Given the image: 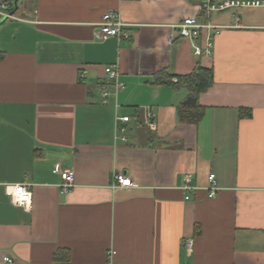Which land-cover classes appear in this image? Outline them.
<instances>
[{"label":"crops","instance_id":"crops-1","mask_svg":"<svg viewBox=\"0 0 264 264\" xmlns=\"http://www.w3.org/2000/svg\"><path fill=\"white\" fill-rule=\"evenodd\" d=\"M201 3L23 0L0 26V255L53 264L67 249L73 264H108L113 249L114 264H264V7L212 14L229 27L197 56L205 35L192 41L174 25L205 21ZM110 11L130 39L98 38ZM117 63L125 87L105 101ZM198 66L214 84L197 98L203 119L185 122L188 90L155 76ZM118 114L132 117L125 132ZM58 166L75 172L69 192ZM116 173L135 186L113 188ZM187 175L196 190L184 189ZM21 183L33 184L30 211L9 195Z\"/></svg>","mask_w":264,"mask_h":264},{"label":"built area","instance_id":"built-area-1","mask_svg":"<svg viewBox=\"0 0 264 264\" xmlns=\"http://www.w3.org/2000/svg\"><path fill=\"white\" fill-rule=\"evenodd\" d=\"M0 14L9 16V4L11 0H0ZM264 0H202L201 11L205 16L206 20L201 21L196 17L185 18L182 22L174 25V28L177 29L180 33V36L183 38L190 39L192 41L199 40L203 34L205 35V44L200 45L196 44L194 46V53L197 56L202 55H211L213 52V38L214 35L222 33V30L229 26L217 25L208 20L212 14L217 12H223L231 9H242V8H263ZM236 23H239V18H236ZM100 28L97 33L99 39H108L110 37L116 38H126L130 39L132 33L128 30L123 32L122 29L128 28L129 25L122 21L121 15L117 11L107 12L103 16L102 22L99 24ZM175 39L173 34L169 37V42L172 43ZM106 80L102 84L104 100L107 101V98L113 93L110 91L112 85L115 87V94L117 95L120 90L125 87V83L121 79L122 73L120 70L119 64H112L106 66ZM174 82H178L177 78H173ZM149 125L154 127V123L151 121L154 117L152 112H148ZM132 119L131 116L120 115L116 116V123L119 126L121 132L126 131L125 126H121L120 123H128ZM58 173L62 177V184L60 185L62 192H69L75 184V172L71 169H63L61 166L57 167ZM113 188H128L135 186V183L130 177L125 174H114ZM210 186L209 197L215 198L217 191L220 189L217 185L215 174L209 176ZM193 176H185V185L184 189L187 191L196 190V186L192 184ZM9 195L12 202L15 205L23 207L25 210H32L33 205V184L31 183H21V184H12L9 185ZM186 199H190V196L187 195ZM184 246L188 252H191L194 246V238H186ZM116 251L111 249L108 252V264H114V257ZM14 260L10 256L0 255V264H13Z\"/></svg>","mask_w":264,"mask_h":264},{"label":"trees","instance_id":"trees-1","mask_svg":"<svg viewBox=\"0 0 264 264\" xmlns=\"http://www.w3.org/2000/svg\"><path fill=\"white\" fill-rule=\"evenodd\" d=\"M14 1L9 4V12L14 10ZM156 83H163L172 85L175 88L184 87L188 90L191 96L196 98L201 93L212 87L214 84L213 69L198 66L193 72L178 78V82H173L172 76L168 75L166 71H161L156 74ZM246 110L242 111L245 112ZM205 115V108L198 102L195 105H183L180 110V117L182 121L198 123ZM247 115H250L247 112ZM53 264H73L71 254L67 249H61L57 252Z\"/></svg>","mask_w":264,"mask_h":264},{"label":"water","instance_id":"water-1","mask_svg":"<svg viewBox=\"0 0 264 264\" xmlns=\"http://www.w3.org/2000/svg\"><path fill=\"white\" fill-rule=\"evenodd\" d=\"M23 0H14V10H12L9 14V16H6L2 22H0V26L6 21L8 20V18H10L11 16H13L15 14V12L18 10V6L19 4L22 2ZM198 102V99L194 96H189L187 98V100L184 102L186 105H195Z\"/></svg>","mask_w":264,"mask_h":264}]
</instances>
